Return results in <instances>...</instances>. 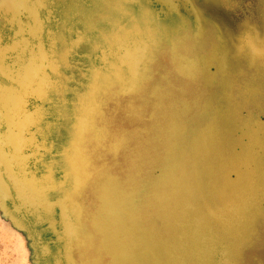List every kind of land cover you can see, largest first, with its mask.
I'll return each instance as SVG.
<instances>
[{
	"label": "water",
	"instance_id": "obj_1",
	"mask_svg": "<svg viewBox=\"0 0 264 264\" xmlns=\"http://www.w3.org/2000/svg\"><path fill=\"white\" fill-rule=\"evenodd\" d=\"M53 3L0 0V212L30 241L34 264H74L70 250L74 242L84 245L87 223L76 203L67 199L62 207L60 193H52L59 187L68 190L67 179L51 173L53 186L42 191L34 181L39 174L34 164L58 142L56 136L41 140L50 126L41 101L51 75L61 67L54 21L60 16ZM144 54L141 50L133 69L139 79ZM212 117L182 150L171 139L152 156L145 203L159 218L154 230L141 214L143 204L132 195L112 196L106 187L99 194L105 236H98L96 251L101 247L106 260L95 264H248L246 253L264 247V141L253 136L252 128L241 130L246 139H236L237 133L227 144H218ZM78 119L80 130L88 126L87 118ZM58 168L68 177L73 174L69 166ZM43 221H50L47 234L36 225Z\"/></svg>",
	"mask_w": 264,
	"mask_h": 264
},
{
	"label": "bare ground",
	"instance_id": "obj_2",
	"mask_svg": "<svg viewBox=\"0 0 264 264\" xmlns=\"http://www.w3.org/2000/svg\"><path fill=\"white\" fill-rule=\"evenodd\" d=\"M117 1L118 5H128V7H126L131 9L133 13H136V17L138 16L141 24L137 25L135 20L131 19V16H123L122 14L124 13L122 10V14H111V16L102 23L101 27L99 26L100 29L98 32L92 33L87 38L74 36L73 40H69L71 42H68L69 44L66 48L64 63L62 64L60 59L58 60L61 67L59 71H56L57 73L53 75L54 80H51L53 82L55 81L56 85L61 81L60 83H62L64 87V98L58 96V93L55 94L50 88L48 95L45 94L44 100L42 99L41 101L42 106L44 105V112L48 118V123L50 124L48 131L41 139L42 142L47 143L48 139L54 141L55 136H57L63 124L65 125V133L61 141L52 144L50 153H45L46 155L44 154L45 156H42L39 167L38 163L34 164L36 169L39 168V170L37 169L38 171H36L39 172V174L36 175L34 181L36 182L37 188L39 187L42 191V188L51 189L53 186L51 177L52 174L55 175L56 172L59 173L61 178L64 177L67 179L68 190L65 191L64 187L52 190L54 194L60 193L61 206L62 201L70 199L67 192L70 194H82L81 188L84 187L88 176L87 166L89 163V148L92 149L97 147V144H102L108 139L107 149L111 153H109V155H111L110 160H112V163H109L106 169L111 167L114 168V166L119 165L122 160L120 156L121 147L127 143V140L122 137L117 138L118 136L115 138L106 137L111 131L109 123L105 120V123L99 124L100 127H97L96 124L98 123L96 119L101 112L107 111L109 106H107L106 103L117 98L119 92H122L128 100L124 110V117L129 118L132 131L135 132L138 130L137 117L144 111L150 110L151 106H154V103L145 102L144 91L142 90L145 84H148L153 78L155 72L163 66V61L161 63L157 62V52L160 51L162 45L166 41L170 53V59L168 61L169 66L174 70L176 69L178 73L184 76L188 83H191L194 88L190 89L189 85H186V93L190 95L189 98L185 100L186 103L176 107L175 105L170 106L168 114H170L171 122L165 125L162 123L163 125L160 127V131L159 127L157 128L155 140L152 142V152L148 156L145 167L140 171L139 175L136 176L139 185H136L132 179L129 181V184L125 183L120 192L116 194H122L125 198L128 196L129 198L127 199H130L132 195L136 201L138 199V204L140 205V203H142L144 206V209L141 210V214H143L146 224L152 225L154 230L156 226L159 225V218H157L153 206L150 203H145L146 194L151 190L150 178L152 177L151 174L155 166H151L153 163L152 156L157 154V150L159 151V149L161 152L163 149L165 150L164 147L169 144L168 142L171 139L176 140L182 150L186 147L190 137L208 124L213 118L212 115L216 117V127L219 128V132L216 135V138L220 141L218 144H221V142L227 144L232 138L237 136V133L238 136L236 139H240V141L241 139H246L244 132L241 130L247 132L252 128L251 132L253 131V136L257 133V138L263 142L264 107L262 109L261 104L264 102V87L262 85L264 79L262 76L255 79L256 76L253 77V73L249 74L250 71L253 70V67L252 64H248L247 57L244 54L237 57L235 56L228 68L221 66L220 63H212V65L208 67L204 61L202 63H192L184 60L182 55L176 54L175 45L179 48L180 43H184L191 38L200 39L198 42L204 44L205 41L201 40L202 37L196 38L188 35L185 37V40L176 39V44H174L172 40L170 41L168 35L169 33L176 35L178 30L169 32V30L165 28L161 29L158 27L157 23L159 19L155 17L154 13L150 14L153 11L152 8L149 7V0ZM130 4L132 7H130ZM134 9L136 12H134ZM126 25L129 27H126ZM206 31L209 34V30ZM205 34L206 32L203 34V37ZM141 50L145 51L144 61L142 59L138 64L143 68L144 73L139 79L136 77V73L133 69L136 58ZM112 54L114 55L111 57ZM130 54L133 55L131 59L128 57ZM257 59H259V57ZM235 62L244 65L246 71L248 70L249 72L247 71V73L242 70L241 73L235 74L231 80L232 86L228 91L229 88L225 87L224 82L231 78V69ZM60 75L64 78L65 82L63 79H60ZM250 80H256L257 83L260 82L259 85L257 84L256 88L253 86L256 91L255 94H252V90H243L240 87L243 82H249ZM248 91L249 94H247ZM261 97L262 99H260ZM257 98L258 101L256 105H258L257 108L259 109L252 107ZM81 100L84 103L83 106ZM178 100L179 99H177L176 102ZM89 108L90 111L88 110ZM79 117L80 119H88V126L86 128L81 126V130L79 129L80 127H77ZM165 120L167 121V118L164 119V122ZM172 128L174 131L177 130L176 132L179 134H173ZM156 138H158L160 142H158ZM85 142L86 149L84 147ZM49 148L50 146L48 147L46 144L45 149L48 150ZM114 160H116V164H113ZM44 162H46V164L43 169ZM51 162L52 164L54 163L52 172L49 168V166L52 165ZM59 166H69L73 174L68 177L66 172L58 168ZM77 178H80L81 181L79 182ZM105 178L107 179L106 176ZM65 179H62V181ZM137 202L135 203L137 204ZM128 207L125 206L126 211L129 210L130 207ZM79 208L81 211L83 210L81 206H79ZM85 218L83 217V219ZM15 223L17 224L18 222L15 221ZM36 225L39 228L41 227L40 231L42 233L45 232L46 234V231H48L46 227L51 226L50 221L47 222L48 226L44 221ZM16 227L20 230L18 225ZM100 227L103 228L104 231L105 223L103 227L101 225ZM89 233L91 234L90 231ZM38 235L41 236V234ZM85 236L90 239V241H88V247L91 246L93 248L95 238L88 233H85ZM62 237L65 238L66 236L62 235ZM44 238L48 244L50 242L49 236L46 235ZM58 238L61 239L59 236ZM82 242L84 245L77 243L78 247L82 248L83 246L86 250V242L83 240ZM64 243L63 241V246ZM57 244L53 243L55 248L59 247L56 246ZM29 250L32 251L31 246H29ZM44 254L45 252H42V255L48 258V255ZM63 254H60V257L65 261L68 259V256L66 257V255ZM70 255L73 258L71 250Z\"/></svg>",
	"mask_w": 264,
	"mask_h": 264
},
{
	"label": "rangeland",
	"instance_id": "obj_3",
	"mask_svg": "<svg viewBox=\"0 0 264 264\" xmlns=\"http://www.w3.org/2000/svg\"><path fill=\"white\" fill-rule=\"evenodd\" d=\"M250 2V11L247 10L244 12L240 7H236L237 12L249 15L250 18L259 22L264 27V17L261 14L264 10L260 7L262 1L250 0ZM117 3V0H54L53 5L56 7L55 12L60 16L54 18L57 29L56 38L58 39V49L56 54L62 64L64 63V58H66V48L71 42L69 40H73L74 36L87 38L92 33L98 32L102 23L108 19L111 14H122L123 10V16H131V19H134L137 25L141 24L138 16L136 17V13H133L131 9L127 8L128 5H126V7L124 5H118ZM130 7H132L131 4ZM261 10L263 11L261 12ZM152 13L153 12L150 14ZM126 27L129 26L126 25ZM187 32L188 31L185 27L184 32L180 36L177 31L175 38L185 40V37L188 35L190 36ZM208 36L209 34L206 31L205 36L202 37L201 40L206 42ZM198 40L200 39H188L186 42L180 43L179 48H176L181 52L184 51L190 55L198 56V54H196L197 49L203 46L202 42H198ZM169 59L170 53L168 51V44L165 41L160 51L157 52V62L161 63L163 61V66L155 72L153 78L148 84H145V87L142 90L144 91L145 102L154 103V106H151L150 110L139 114V117H137V131L134 132L131 130V122H129V118L124 117V110L128 100L122 92H119L117 98L106 103V105L109 106L107 111L101 112L96 119L98 123L96 124L97 127H100L99 124L105 123V120L109 123L111 131L106 137L115 138L118 136L117 138H126L127 143L121 147L122 150L120 156L122 160L119 165L114 166V168L111 167L106 169V166L109 163H112V160H110L111 155H109L110 151L107 149L108 139L102 144H97V147L92 149L89 148L88 150V176L84 187L81 188L82 194H71L72 198L68 200L69 202L76 203L83 208L82 214L84 218L86 217L83 220L87 223L85 232L93 236L95 241L93 248L91 246L88 247V241H90V239L87 236H84L86 237L83 239V241L86 242V250L83 246L82 248L78 247L77 242H74L71 251L75 264H95L97 259L103 263L105 262L106 257H104L102 248L100 247L99 252L96 251L98 236L102 240L104 238V231L100 225L103 227V224L105 223L103 222L102 217L98 216V211L101 207L98 201L99 194H101L106 187L108 192L111 191L110 193L115 196L120 192L124 184H129V181L132 179L136 185H139L136 176L139 175L140 171L145 167L148 156L152 152V138L155 140L157 128L159 127L160 131V127L163 125L162 123L165 125L171 122L170 114H168L170 106L175 105L176 107L180 104L186 103L185 100L190 96L189 93H186V85H189L190 89L194 88L191 83H188L184 76L178 73L176 69L174 70L169 66ZM256 61H260L263 65L256 69L257 74L252 72L254 68L249 74L253 73V77L256 76L255 79L260 78L261 76L264 79V57L259 58ZM242 70L245 72L248 71H246L244 65L235 62L231 69L230 80L228 79L224 82L225 87L229 88L228 91L232 86V77L235 76V74L237 75L241 73ZM51 76V80H54L53 75ZM60 79H63L64 81V78L61 75ZM52 82L53 81H51L50 85L51 90L54 91L55 94L58 93V96L64 98V87L63 84L60 83L61 81L58 83L59 85H56L55 81ZM252 84L257 86L260 82L257 83L256 80H250L249 82H243L240 87L243 90L251 91L254 86ZM262 85L264 87V82ZM249 91L247 94H249ZM177 99L179 100L176 102ZM165 118H167V121L165 120L164 122ZM64 133L65 125L63 124L56 136V141H61ZM84 147L85 149L87 148L86 142ZM113 164H116V160H114ZM29 246L30 241L24 232L21 229H17L16 226L14 227L0 212V264H34L32 251L29 250ZM246 260L248 264H264V247L248 251L246 253Z\"/></svg>",
	"mask_w": 264,
	"mask_h": 264
},
{
	"label": "flooded vegetation",
	"instance_id": "obj_4",
	"mask_svg": "<svg viewBox=\"0 0 264 264\" xmlns=\"http://www.w3.org/2000/svg\"><path fill=\"white\" fill-rule=\"evenodd\" d=\"M149 1V7L152 8L155 17L159 19L157 24L161 29L165 28L174 32L178 29V35L180 36L186 27L187 34L189 33L190 36L196 38L203 37L206 30H209V36L205 44L197 49L196 54L198 56L190 55L184 51L181 52L175 45L176 54L182 55L184 60L192 63H202L204 61L208 67L212 63H220L221 66L228 68L235 56L244 54L247 57L248 64H252L254 74H257L256 69L263 65L256 59L264 57V27L250 18L249 15L239 13L236 10V7H240L244 12L250 11V0ZM261 1L260 7L264 10V0ZM134 11L136 10L134 9ZM261 14L264 17V11ZM175 36L170 33L168 35L170 41L172 40L174 44H176ZM254 87L257 86L254 85ZM255 93V89L252 88V94ZM257 101L258 98L253 103V108H257ZM261 107L263 109L264 102H262Z\"/></svg>",
	"mask_w": 264,
	"mask_h": 264
}]
</instances>
